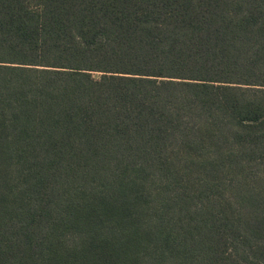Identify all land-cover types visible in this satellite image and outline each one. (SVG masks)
<instances>
[{"label":"trees","instance_id":"obj_1","mask_svg":"<svg viewBox=\"0 0 264 264\" xmlns=\"http://www.w3.org/2000/svg\"><path fill=\"white\" fill-rule=\"evenodd\" d=\"M0 264H264V0H0Z\"/></svg>","mask_w":264,"mask_h":264}]
</instances>
